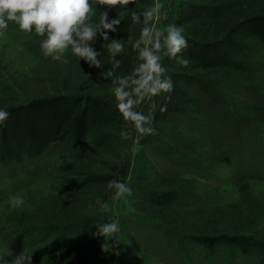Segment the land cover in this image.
<instances>
[{
	"label": "rangeland",
	"instance_id": "obj_1",
	"mask_svg": "<svg viewBox=\"0 0 264 264\" xmlns=\"http://www.w3.org/2000/svg\"><path fill=\"white\" fill-rule=\"evenodd\" d=\"M182 1L207 0H161L168 12L164 23L174 24ZM153 2L136 0L134 5L113 9L93 3L96 15L91 18L92 25H98L101 11H106L107 23L127 16L133 28L119 35L96 34L89 46L95 51L121 41L133 48L145 26L143 12ZM224 5L220 20L188 25L184 34L212 39L248 13L264 15V0H225ZM133 12L139 23L133 22ZM41 39L19 28L8 29L0 36V108L40 94H27L22 88L25 79L42 84L49 95L72 91L71 85L82 94L113 95L114 81L132 72L106 77L101 66L90 67L70 50L54 62L41 54ZM250 45L253 70L247 66L242 71L201 70L162 59L166 77L171 71H179L198 77L203 83L202 89L194 90L200 101L196 115L190 121L162 127L165 134L160 139L149 135L137 140L138 134L132 133L130 125L110 124L100 133L111 134L115 138L113 144L95 146L97 132L92 131L77 150L63 144L51 145L38 167L27 164L26 168L12 165L9 171L0 168V257L10 262L23 253V264H28L29 255L49 242L50 238L40 243L46 236L45 230L56 232L72 221L89 218L97 223L119 221V245L112 253L100 259H87L80 252L41 264H201L176 247L168 234L173 226L155 222L141 211L144 197L131 190V195L117 199L115 189L109 185L82 186L79 173L107 174L113 165H129L125 183L130 189L138 186L180 191L185 199L166 216L173 223L176 221L178 230L184 225L182 229L192 235L251 232L264 237V46L253 42ZM158 98L145 101L135 110L152 114ZM121 131L131 135L124 139ZM226 159L230 162L226 163ZM176 178L181 179L169 180ZM15 196L24 199L22 206H11L10 199ZM105 204L107 211L103 210Z\"/></svg>",
	"mask_w": 264,
	"mask_h": 264
},
{
	"label": "trees",
	"instance_id": "obj_2",
	"mask_svg": "<svg viewBox=\"0 0 264 264\" xmlns=\"http://www.w3.org/2000/svg\"><path fill=\"white\" fill-rule=\"evenodd\" d=\"M224 4L225 0L182 1L177 9L174 24L185 28L202 21L217 22L223 16ZM117 19L120 22L114 25L111 31L101 27L96 30L97 34L119 35L132 30L130 17L121 16ZM8 29H18V25L9 22ZM184 36L189 46L181 55L189 58V64L194 68H229L242 71L247 66L253 70L254 57L250 53V43L264 46V15L248 13L233 21L219 36L212 39L189 34ZM94 52L101 69L106 73L112 71L118 75H126L138 63V53L127 45H123L122 50L115 55L109 53L108 47ZM165 61L178 65L167 57ZM169 77L173 83V91L159 96L152 113L155 135L159 139L165 134L161 130L162 127L176 125L180 121H190L200 106L199 99L194 96V90L202 89L203 82L198 77L179 71H171ZM22 82V88L27 94H40H33L34 96L26 102L3 107L9 113L8 119L0 125V168L3 170L9 171L12 165L26 168L27 164H37L35 166L38 167L42 156L54 144H63L68 149L77 150L86 142L92 131L97 132L94 138L95 146H108L115 142V138L109 133L101 134V129L110 124L127 123L117 111L113 95L89 92L82 94L75 91V85L69 86L72 91L49 95L40 83L28 79ZM225 162L229 163L230 160L226 159ZM128 173L129 165H113L107 174L79 173V179L82 180L83 187H100L109 185L112 181L125 183ZM179 179L181 178L169 180ZM131 190L145 198L144 205L140 207L141 211L153 217L155 222L159 220L160 224V221H163L173 226V230L168 234L173 238L176 247L187 251L201 264H264V237L261 235L251 232L241 235L224 232L215 235H192L185 231L186 229L183 230L184 225L178 230L175 228L176 221L173 223L166 218L172 208L185 199L180 191L138 186H133ZM105 193V190L102 191L101 197ZM97 225L95 220L84 218L72 221L56 232L45 230L46 236L40 239V243L50 238L49 242L32 252L27 263L41 264L44 261L71 257L80 252L87 259L108 256L102 253L100 248L104 238L92 235L97 231Z\"/></svg>",
	"mask_w": 264,
	"mask_h": 264
},
{
	"label": "clouds",
	"instance_id": "obj_3",
	"mask_svg": "<svg viewBox=\"0 0 264 264\" xmlns=\"http://www.w3.org/2000/svg\"><path fill=\"white\" fill-rule=\"evenodd\" d=\"M135 3L136 0H95V4L107 9L126 8ZM94 15L96 11L93 0H0V36L8 30L9 22H13L18 25L19 31L34 33L42 38L39 49L45 58H51L55 62L70 50L73 56L79 57L90 67L99 68L96 53L88 42L94 40L98 28L111 31L120 21L117 19L107 23L108 14L101 11L99 24L92 25L90 21ZM143 15L145 26L141 28L139 39L133 44V48L138 51V63L128 76L118 77L113 88L116 109L122 120L127 122L125 126L130 125L132 133L138 134L137 140L155 135V130L152 127L153 115L137 111L136 107L145 101L153 102L155 97L173 91L172 80L166 77L167 69L162 59L167 57L182 67H187L190 63L189 58L181 55L189 46L184 36V28L173 23H164L168 20V12L164 10L161 0H154ZM132 19L134 23H139V17L134 12ZM149 21L152 22L151 26ZM103 38L106 40L107 36ZM107 47L109 53L115 55L122 50L123 44L121 41H114ZM105 76L111 77L113 72L109 71ZM8 115L5 108H0V125L8 119ZM130 135L120 132L124 139H128ZM109 187L115 189L117 199L126 194L131 195V189L126 183L112 181ZM10 204L13 208L22 206L24 199L20 196L12 197ZM107 209L108 205H103V210ZM120 230L118 220L98 223L97 231L92 235L104 238L100 245L102 253L110 254L118 247ZM24 259L23 253L10 262L0 257V264H23Z\"/></svg>",
	"mask_w": 264,
	"mask_h": 264
}]
</instances>
